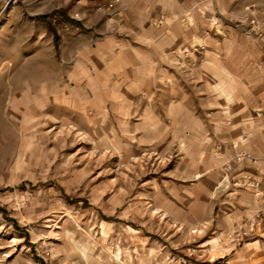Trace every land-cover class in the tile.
I'll return each mask as SVG.
<instances>
[{"label": "rangeland", "instance_id": "374dc122", "mask_svg": "<svg viewBox=\"0 0 264 264\" xmlns=\"http://www.w3.org/2000/svg\"><path fill=\"white\" fill-rule=\"evenodd\" d=\"M112 1L0 0V264H231L235 248L264 240L245 234L246 219L221 228L246 151L223 164L206 204L214 222L189 226L156 213L152 197L184 141L124 157L112 122L87 128L67 106L79 54L125 29L122 0ZM228 20L264 44L261 19ZM166 52L186 73L201 60L188 44Z\"/></svg>", "mask_w": 264, "mask_h": 264}, {"label": "crops", "instance_id": "0c3cea01", "mask_svg": "<svg viewBox=\"0 0 264 264\" xmlns=\"http://www.w3.org/2000/svg\"><path fill=\"white\" fill-rule=\"evenodd\" d=\"M122 7L124 31L79 54L67 106L87 128L112 122L110 143L124 157L184 141L181 159L152 197L156 213L189 226L214 222L206 204L223 164L246 151L221 217L225 231L242 225L264 207V44L228 18L264 23V0H122ZM185 44L201 57L191 73L166 52ZM117 197L109 199L113 207ZM232 261L264 264V240L235 248Z\"/></svg>", "mask_w": 264, "mask_h": 264}, {"label": "built area", "instance_id": "2783aa9c", "mask_svg": "<svg viewBox=\"0 0 264 264\" xmlns=\"http://www.w3.org/2000/svg\"><path fill=\"white\" fill-rule=\"evenodd\" d=\"M119 0H113L110 4L111 6L115 5V3ZM120 26H123V24H120ZM183 53V52H179ZM237 144H235L236 146ZM247 154L245 152H241V156L239 158L246 156ZM247 184L252 186H257L258 181L255 178H248ZM246 227L245 228V234L248 233V231L256 232V234L262 238H264V207L256 211L254 214L248 216L246 218ZM250 229V230H249Z\"/></svg>", "mask_w": 264, "mask_h": 264}, {"label": "bare ground", "instance_id": "6f19581e", "mask_svg": "<svg viewBox=\"0 0 264 264\" xmlns=\"http://www.w3.org/2000/svg\"><path fill=\"white\" fill-rule=\"evenodd\" d=\"M83 244V243H82ZM82 248V247H81ZM84 248V247H83Z\"/></svg>", "mask_w": 264, "mask_h": 264}]
</instances>
